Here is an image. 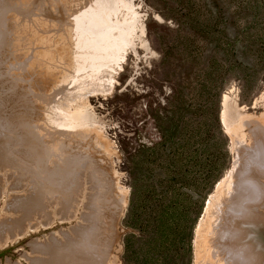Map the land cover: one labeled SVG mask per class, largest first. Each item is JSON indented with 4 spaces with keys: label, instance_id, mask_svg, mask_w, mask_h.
Listing matches in <instances>:
<instances>
[{
    "label": "rangeland",
    "instance_id": "obj_1",
    "mask_svg": "<svg viewBox=\"0 0 264 264\" xmlns=\"http://www.w3.org/2000/svg\"><path fill=\"white\" fill-rule=\"evenodd\" d=\"M262 143L264 0H0V223L22 226L0 264L91 229L89 263L218 264L217 219L223 247L244 230L220 196L238 165L261 174L244 148Z\"/></svg>",
    "mask_w": 264,
    "mask_h": 264
},
{
    "label": "bare ground",
    "instance_id": "obj_2",
    "mask_svg": "<svg viewBox=\"0 0 264 264\" xmlns=\"http://www.w3.org/2000/svg\"><path fill=\"white\" fill-rule=\"evenodd\" d=\"M17 13L19 15L28 14V12L24 13L22 11L17 12ZM39 13L41 14L42 12H39ZM42 14H44V13H42ZM38 20H40L39 17H38ZM3 21H5V20L3 19ZM34 49H36V54L41 59V61H42V59H44V61H45V59L48 60V58H50V56L52 55L51 51L48 53V51L47 50L45 51L43 49V47H41L40 45ZM239 115L233 116L234 119H232L233 123L231 122V129H232V134H233L232 137L234 139L235 144H237V146H239V148H241V146L243 147V143H242L243 139H242V135L238 134V128H237L238 123H236V121L238 120L242 124V126H244V125H246L247 122H249L248 121L249 118L240 116V119H239ZM259 124H262V123L260 122ZM262 144L263 145L256 144L255 146L257 148H249V149L244 148V150H246L247 153L250 155V159L251 160L254 159L255 161L258 162V165L262 166L261 168H259V170H261V174H256L254 171L250 170L249 174L251 175V178L253 180H251L249 183H241L240 182L241 178H238L237 175H238V173L242 167L240 165H238L237 169L235 171V175L233 176V178L231 180V183L228 184L226 189L222 192V195L220 196V200H219L218 205H217V207L219 209V206L228 203L230 201V199L231 200L234 199L231 202L232 204L241 205L242 208L240 210V214L235 215L233 217V220L237 221L236 222L237 225L242 227L244 230L240 231L239 234L236 233L237 236H236V238H234L232 245L229 244V242H230L229 239H226L227 244H226V246L223 247L222 244H219V242L216 241L217 239L219 240V234H220V233L216 232L217 223H218V219H217V221L215 222V228L213 230H211V232H210L212 236L209 235L210 237H212L211 240H213V241L212 242L209 241L208 240L209 238L206 237V241L208 240L207 242H209L208 243L209 251L206 250L207 253H205V256L209 255L208 258L210 259V261H216L217 260L218 264L219 263H221V264H237L236 262L239 263V261L241 260L240 263L242 262V264L243 263L249 264L251 256H253V258H252L253 260H251V263L253 261L258 260L259 256L257 253L260 254L261 253L260 251H262V248H263V245L261 242L262 240L259 241V243L261 245L258 244L255 240L260 239V237L257 236V234L253 231V228H248V226L249 225L252 227H253V225L259 226V222L264 223V143H262ZM248 162H250V161H248ZM246 165H247L248 169H252V165L250 163L246 164ZM253 175L256 178H253ZM246 176H247L246 178H250L249 175H246ZM256 179H257V181H256ZM50 185H52V184H50ZM46 190L47 189H45V191ZM43 193H44V191H43ZM48 194L49 193H47V195ZM68 194L69 193H67V196H68ZM63 196H64V194H63ZM70 197H72V196H70ZM69 198H68V200H69ZM73 198L71 200H73ZM23 205L27 206V202ZM107 206H109L107 200L105 198L103 200L101 199L100 211H101V213L103 212L102 218L106 219V222H105L106 230H105L104 235H103L104 239H102V240L100 239L98 241V246H99L98 252L102 253V254L106 252L105 247H107L110 244V242H108L109 240H107L108 239L107 233L109 232L108 230H109L111 221H110V214L108 216V214L106 213V210H108ZM71 217L72 216H68L69 219ZM93 220H95V219H93ZM97 224H100V223L96 221L93 229L96 228ZM18 226L19 225H17L16 229L20 230L22 228V226H20V227H18ZM244 226L248 229H245ZM16 229H14V230L6 229V223L4 221H2V223H0V248H3L4 246H6L8 244V242H9L8 238H11L9 236L12 233H14V231H17ZM91 231H92V229H91ZM91 231H84L81 233V237L83 239H82L81 243H79V245H77V246L73 245L70 242V236L72 234H69L68 232H66L64 234L62 233V236L60 235L57 238H51L49 241L39 242L36 245H33L32 249L34 251V255L28 258L27 263L28 264H93V263H89V259L87 258L89 256V254L91 253V252H89L91 247L90 246L88 247V245H87ZM111 234H112V232H111ZM250 235L253 236L254 240L250 239ZM93 240H95V237ZM207 242H204V243L206 244ZM243 242L249 243V244L241 247L240 245ZM91 243H93V242H91ZM239 246H240V248H239L240 251L242 250V252H244L245 257L241 253L242 256L244 257L243 258L244 261L241 258L242 257L241 255H240L241 257H239V255H238L239 253L237 255H235L236 252H235V254L233 253L234 250H236ZM226 247H227V249H226ZM102 249H104V250H102ZM257 251H259V252H257ZM199 264H206V261H204V259H202Z\"/></svg>",
    "mask_w": 264,
    "mask_h": 264
},
{
    "label": "water",
    "instance_id": "obj_3",
    "mask_svg": "<svg viewBox=\"0 0 264 264\" xmlns=\"http://www.w3.org/2000/svg\"><path fill=\"white\" fill-rule=\"evenodd\" d=\"M2 250H3V248H2Z\"/></svg>",
    "mask_w": 264,
    "mask_h": 264
}]
</instances>
